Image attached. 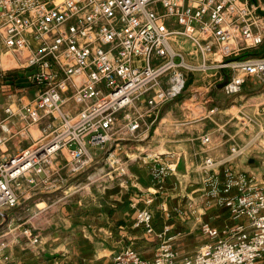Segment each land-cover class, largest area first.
<instances>
[{
  "label": "built area",
  "instance_id": "1",
  "mask_svg": "<svg viewBox=\"0 0 264 264\" xmlns=\"http://www.w3.org/2000/svg\"><path fill=\"white\" fill-rule=\"evenodd\" d=\"M262 7L259 0H0V79L14 88L0 103V209L16 207L61 168L90 167L97 149L106 150L111 166L115 140L144 139L165 105L189 106L201 98L204 90H187L191 73L208 79L205 89L228 98L248 78L264 83V54L254 53L264 43ZM4 60L10 66L3 68ZM14 139L27 144L11 149ZM158 157L150 154L153 161ZM213 163L204 159L205 174ZM174 165L158 164L154 177L164 178ZM226 173L225 189L235 184L237 192L220 201L246 223L235 224L227 237L202 223L212 240L186 255L175 249L166 225L155 233L151 259L126 246L112 264H260L264 185ZM150 204L145 198L134 222L149 234ZM24 233L28 242L39 240L29 228ZM7 244L0 242V262L8 258Z\"/></svg>",
  "mask_w": 264,
  "mask_h": 264
},
{
  "label": "crops",
  "instance_id": "2",
  "mask_svg": "<svg viewBox=\"0 0 264 264\" xmlns=\"http://www.w3.org/2000/svg\"><path fill=\"white\" fill-rule=\"evenodd\" d=\"M25 53L22 50L17 55ZM2 66L6 68L10 63L4 60ZM258 82L248 78L231 100L215 101L217 111L208 112L212 107L206 103L201 122L187 121L186 126L172 127L161 120L145 146L159 153L157 161L150 158L151 153L137 158H129L126 153L125 160L118 158L117 166L105 173L100 191L85 197L64 194L49 203L36 199V192L21 197L16 207L5 211L19 238L10 236L4 249L8 258L0 264H112L114 254L126 246L151 259L159 242L155 233L166 225L167 235L180 255L190 254L212 240L201 230L202 223H209L221 237H227L230 228L246 223V219L233 218L228 206L220 201L237 192L235 184L225 189L229 181L226 170L244 174L250 183L264 185V99L258 97ZM0 86L13 87L3 79ZM249 89L251 94L246 92ZM5 90L1 88L0 103L4 93L11 91ZM252 97L256 100L249 103ZM191 112L187 115L193 120ZM166 114L171 117L170 111ZM205 135L209 141L201 143L200 137ZM26 144L14 139L9 147ZM207 157L214 163L205 174L201 164ZM169 162L175 163L174 169L164 178H155L152 170ZM208 174L211 178L206 179ZM148 197L151 234L134 224L137 209ZM24 228L38 234L39 240L28 242L30 235L22 232ZM260 264H264V255Z\"/></svg>",
  "mask_w": 264,
  "mask_h": 264
},
{
  "label": "rangeland",
  "instance_id": "3",
  "mask_svg": "<svg viewBox=\"0 0 264 264\" xmlns=\"http://www.w3.org/2000/svg\"><path fill=\"white\" fill-rule=\"evenodd\" d=\"M259 1L261 2L263 6L261 9V12L264 14V0H259ZM254 53L264 54V43L257 51L255 50ZM188 80H189L188 88H187L188 91L196 90V92H198L199 89L204 90V92L201 93L202 95L201 98H199V96H196L195 99H193L190 102L189 106H180L176 108L175 107L176 104L173 102L165 105L162 108L160 118L156 121V123L153 125V127L149 131L148 136L144 139H141L143 137L142 134L140 135L138 134L136 136H130V139L124 138V139L115 140L112 143V146L110 148V150L116 149L114 151L115 160L114 162H112V165H111L113 166V168L117 166L116 159L120 158L121 161L126 159L127 157L126 153L129 154L128 156L129 158H137L138 156H143V155L146 156V154L148 153L152 154L153 151L152 152L148 151L147 149H145V146L148 145V141L151 140L152 135L156 129L155 128L156 125L161 120L164 119L163 124L167 123L169 124V126H172V127H175V125H178L180 127L186 126L185 122L187 121L188 122L192 121L194 123L201 122L200 118L205 114L204 112H206L205 107H204L206 106V103H209L210 107H215L217 106V104H215V101L217 103H221V102L225 103L229 101L230 99L228 97H225L221 91H218V89H215L213 91L211 89H205L203 84L206 83L208 79L199 75L198 73H191L188 76ZM1 88L7 89V90L14 89V88H10L9 86H4V87L0 86V92H1ZM258 90L260 91L258 93L259 94L258 97L264 99V83L260 82L258 86ZM246 92L251 94L252 91L250 92V89H249ZM254 99L256 100L255 97H252L251 99H249V103H252L253 102L252 100ZM244 101H247V100H244ZM217 109H218V106H217ZM217 109L215 111H217ZM168 111H170L171 117H169L166 114ZM190 111H192L191 117L193 116V118H195L193 120L190 119L187 115ZM0 115H2L1 112H0ZM163 116L166 118H163ZM124 149H126L127 151ZM134 153L135 155H132ZM106 155H107L106 150L97 149L96 158H95L96 161L90 167L83 168L80 171L78 170L76 172H70L68 169L65 170L61 168L59 172H55L51 175V178H50V180L52 181L51 183L40 186L41 188H31V190L29 191L36 192L35 194L36 199L45 200V201H48V203L53 200L61 199V196H63L64 194H69V196L70 195L72 196L75 194H79V195L81 194V196L85 197L89 195L91 192L100 191L102 190V186L105 183V177H104L105 173L109 171L110 169H112V167L109 166L107 163L108 159ZM42 191H45V192L43 193ZM39 192H42V193L38 194ZM0 211H1L0 212V242L1 241L8 242V240L10 239V236L11 238H14V239L19 238V236L16 237L17 233H15V230L13 231L14 225L13 224L10 225V221L7 219V217H5L6 210L0 209ZM3 217L5 218V221H3ZM24 229L22 231L23 233H24Z\"/></svg>",
  "mask_w": 264,
  "mask_h": 264
},
{
  "label": "water",
  "instance_id": "4",
  "mask_svg": "<svg viewBox=\"0 0 264 264\" xmlns=\"http://www.w3.org/2000/svg\"><path fill=\"white\" fill-rule=\"evenodd\" d=\"M227 80V75L225 74L224 80L222 82H220L219 86H222Z\"/></svg>",
  "mask_w": 264,
  "mask_h": 264
}]
</instances>
